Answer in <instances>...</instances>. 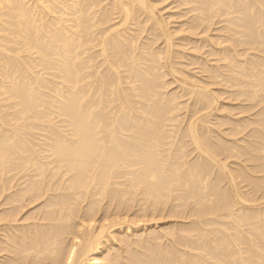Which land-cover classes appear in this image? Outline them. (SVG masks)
<instances>
[{
    "label": "bare ground",
    "instance_id": "1",
    "mask_svg": "<svg viewBox=\"0 0 264 264\" xmlns=\"http://www.w3.org/2000/svg\"><path fill=\"white\" fill-rule=\"evenodd\" d=\"M70 259L264 264V0H0V264Z\"/></svg>",
    "mask_w": 264,
    "mask_h": 264
},
{
    "label": "snow or ice",
    "instance_id": "2",
    "mask_svg": "<svg viewBox=\"0 0 264 264\" xmlns=\"http://www.w3.org/2000/svg\"><path fill=\"white\" fill-rule=\"evenodd\" d=\"M73 251H75V250H73ZM69 264H71V259L69 260Z\"/></svg>",
    "mask_w": 264,
    "mask_h": 264
}]
</instances>
